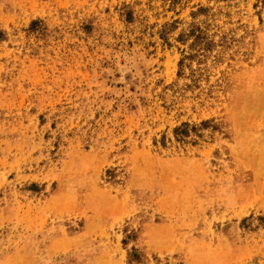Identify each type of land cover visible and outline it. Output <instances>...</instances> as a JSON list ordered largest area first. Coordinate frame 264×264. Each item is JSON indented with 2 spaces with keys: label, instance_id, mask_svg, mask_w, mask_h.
I'll return each instance as SVG.
<instances>
[{
  "label": "rangeland",
  "instance_id": "rangeland-1",
  "mask_svg": "<svg viewBox=\"0 0 264 264\" xmlns=\"http://www.w3.org/2000/svg\"><path fill=\"white\" fill-rule=\"evenodd\" d=\"M0 264H264V0H0Z\"/></svg>",
  "mask_w": 264,
  "mask_h": 264
}]
</instances>
